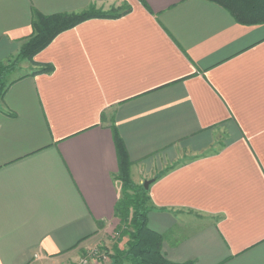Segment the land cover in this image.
<instances>
[{
  "label": "crops",
  "instance_id": "0c3cea01",
  "mask_svg": "<svg viewBox=\"0 0 264 264\" xmlns=\"http://www.w3.org/2000/svg\"><path fill=\"white\" fill-rule=\"evenodd\" d=\"M122 3L128 14L61 33L9 81L0 264H73L114 246L113 128L132 181L154 180L148 227L168 261L264 264V25L207 0H0V63L31 37L34 10Z\"/></svg>",
  "mask_w": 264,
  "mask_h": 264
},
{
  "label": "trees",
  "instance_id": "16d2710c",
  "mask_svg": "<svg viewBox=\"0 0 264 264\" xmlns=\"http://www.w3.org/2000/svg\"><path fill=\"white\" fill-rule=\"evenodd\" d=\"M215 3L244 26L264 25V0H207ZM131 8L123 7L121 13H106L91 7L81 13L44 16L33 11V33L20 49L17 56L7 63H0V101L14 82L6 78L18 70L24 61L33 63L36 55L46 49L61 33L95 18H119L128 14ZM49 70V69H46ZM44 71V70H43ZM114 142L119 162L117 180L121 182L122 192L115 207V217L120 221L117 237L111 249L100 248L109 257L111 264H174L162 252L163 237L148 227V214L152 210L150 189L136 184L130 177L131 161L125 144L116 128H113ZM160 173L155 180L163 176ZM128 238L126 248L121 250L119 243ZM185 264H195L193 262Z\"/></svg>",
  "mask_w": 264,
  "mask_h": 264
},
{
  "label": "built area",
  "instance_id": "2783aa9c",
  "mask_svg": "<svg viewBox=\"0 0 264 264\" xmlns=\"http://www.w3.org/2000/svg\"><path fill=\"white\" fill-rule=\"evenodd\" d=\"M99 261H109V257L105 253H102L100 250L93 249L74 264H93L94 262Z\"/></svg>",
  "mask_w": 264,
  "mask_h": 264
},
{
  "label": "rangeland",
  "instance_id": "374dc122",
  "mask_svg": "<svg viewBox=\"0 0 264 264\" xmlns=\"http://www.w3.org/2000/svg\"><path fill=\"white\" fill-rule=\"evenodd\" d=\"M126 4L125 3H122V4H116V5H114L111 9H108L107 11H105L106 13H109V12H111V11H115L116 13H121L122 12V10H123V7L125 6ZM110 8V7H109ZM97 10H101V9H97ZM25 62V61H24ZM20 65H21V70L19 69L20 68ZM19 65V67H18V69L19 70H17L15 73H13V74H11L9 77H7L6 78V81L7 82H9L10 80H12L17 74H19V75H23L24 74V72H27L28 71V69H29V67H27L26 66V64H20ZM17 73V74H16ZM117 237V236H116ZM98 250H100V248H97ZM109 249V248H108ZM93 250V249H92ZM91 251V250H90ZM101 251V250H100ZM102 253H104V251H101ZM85 255H87V253L85 254ZM85 255H83L82 257H84ZM81 257V258H82ZM80 259V258H79ZM78 259V260H79ZM77 260V261H78ZM76 261V262H77ZM75 262V263H76ZM74 264V263H73Z\"/></svg>",
  "mask_w": 264,
  "mask_h": 264
},
{
  "label": "water",
  "instance_id": "95a60500",
  "mask_svg": "<svg viewBox=\"0 0 264 264\" xmlns=\"http://www.w3.org/2000/svg\"><path fill=\"white\" fill-rule=\"evenodd\" d=\"M154 182V180H148V181H145L144 182V187H145V189H149L150 188V186L152 185V183Z\"/></svg>",
  "mask_w": 264,
  "mask_h": 264
}]
</instances>
